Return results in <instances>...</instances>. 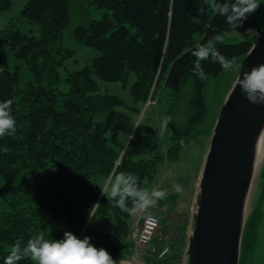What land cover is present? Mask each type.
Masks as SVG:
<instances>
[{
	"label": "trees",
	"instance_id": "trees-1",
	"mask_svg": "<svg viewBox=\"0 0 264 264\" xmlns=\"http://www.w3.org/2000/svg\"><path fill=\"white\" fill-rule=\"evenodd\" d=\"M11 0H0V11ZM96 8H107L100 19H90L71 32L69 0H29L22 15L39 25L40 35L26 33L10 23L0 31V101H12L16 132L0 137V264L17 238L25 243L59 221L65 229L50 230L48 239L63 238L71 231L79 238L89 236L97 248L106 249L115 264L128 257V238L135 214L122 212L101 195L113 171L137 176L138 186L152 179L163 159L156 153L159 138L155 129L139 125L125 152L109 144L96 114L118 106L136 111L117 95L99 92L97 78L131 85L133 101L149 97L157 73L166 70L165 86L178 91L192 74V49L213 37L215 47L234 64L241 63L264 29L260 5L243 25L229 28L214 8L198 9L203 0H92ZM257 31L253 39L229 42L225 34ZM100 51L92 64L72 71L61 89L60 68L75 53L77 45ZM206 78L195 75V100L185 124L173 119L167 128L172 145L168 157L175 159L181 149L201 135L207 118L205 87L208 77L226 70L202 61ZM194 74V73H193ZM170 116V115H169ZM129 206H131L129 202ZM250 219V218H249ZM245 224L240 264L255 233L254 223ZM95 225V226H94ZM129 239V240H128ZM130 249V248H129ZM174 258H177L174 260ZM175 254L163 264H180ZM147 263V256H146ZM18 264H34L25 258Z\"/></svg>",
	"mask_w": 264,
	"mask_h": 264
},
{
	"label": "rangeland",
	"instance_id": "rangeland-1",
	"mask_svg": "<svg viewBox=\"0 0 264 264\" xmlns=\"http://www.w3.org/2000/svg\"><path fill=\"white\" fill-rule=\"evenodd\" d=\"M28 1L11 0L12 3L9 9L0 11V31L10 21H13L22 31L34 33L36 36L40 35L39 25L29 22L22 15V10ZM69 1L71 5V23L67 29L68 32H71L79 24L87 23L92 18L100 19L103 13L108 11L107 8H96L92 0ZM260 5L264 13V0H261ZM261 23L264 25V14ZM253 35L254 33L251 32L232 33L225 34L221 38L229 42H238L244 39H253ZM98 55H100V51L93 47L83 44L77 45L74 55L68 58L64 66L60 68V75L63 78L61 89L66 90L68 85H66L64 79L70 72L89 67ZM239 71L240 64L235 63L233 68L226 70L219 77H208V84L204 89L208 102V115L200 125L202 133L196 140L184 146L175 159H170L167 155L173 140L170 130L167 127L164 128L163 120L170 115L179 125L185 124L191 104L196 102L195 94L200 90V85L195 90V75L193 73L188 75L181 88L178 91H172L165 86L167 71L162 70L157 73L154 80L155 89L152 88L145 102L140 101L138 103L133 101L131 91V85L135 80L134 74L130 75L127 84L121 81H107L97 78L100 93L117 95L124 98L127 104H134L138 108L134 111L127 106H118L107 113L96 114V119L104 127L109 144L119 150L122 155L135 135L136 129L140 124L145 123L155 129L159 141L158 150L146 153L144 156L148 158L156 153L164 156L155 176L145 181L144 188L149 192L153 187L166 190L167 195L147 212L137 211L132 222V226L140 222L141 218L148 212L155 213L160 217L159 230L147 251V264H163V258L168 260L174 254L179 258L182 255L180 261L187 264L186 250L192 231L196 193L211 135L220 108L234 85ZM162 128L163 131L161 132ZM177 184L182 187V191H175L174 185ZM248 219L254 223L253 230L256 231L253 234L254 236L251 237L247 252L242 257V264H264V152L258 154L255 175L247 202L246 222ZM53 222L55 224L52 223L53 225H51L50 223L41 234L50 230H63L66 228L57 223L59 221ZM166 246H169L170 250L159 257L160 252ZM124 262L125 264L127 262V253L122 264Z\"/></svg>",
	"mask_w": 264,
	"mask_h": 264
},
{
	"label": "water",
	"instance_id": "water-1",
	"mask_svg": "<svg viewBox=\"0 0 264 264\" xmlns=\"http://www.w3.org/2000/svg\"><path fill=\"white\" fill-rule=\"evenodd\" d=\"M264 63V29L244 57L213 128L193 211L187 264H240L246 209L264 136V104L238 81Z\"/></svg>",
	"mask_w": 264,
	"mask_h": 264
},
{
	"label": "clouds",
	"instance_id": "clouds-1",
	"mask_svg": "<svg viewBox=\"0 0 264 264\" xmlns=\"http://www.w3.org/2000/svg\"><path fill=\"white\" fill-rule=\"evenodd\" d=\"M261 0H203L198 12L203 14L206 7H211L224 17V22L229 28H237L243 25L248 15L259 8ZM213 37L206 43L197 44L191 51L195 58L193 73L200 79H205L206 74L202 61L217 63L224 70H230L234 66L233 59L223 55L213 43ZM241 91L249 102L264 104V63L254 65L250 71L243 73V78L238 81ZM172 120L166 116L163 120L164 128ZM163 128L161 129V132ZM16 132V120L12 115V101H0V137L13 135ZM139 178L132 173L115 172L107 179L101 189V195L114 202L122 212L135 214L137 211L147 212L163 200L166 190L153 187L149 192L138 186ZM175 191H182L180 185H174ZM129 202L131 206H129ZM89 236L79 238L71 231H64L61 239H48L42 234H36L27 242L23 238H17L3 264H18L19 261L30 258L34 264H115L109 252L104 248H97L91 242Z\"/></svg>",
	"mask_w": 264,
	"mask_h": 264
},
{
	"label": "built area",
	"instance_id": "built-area-1",
	"mask_svg": "<svg viewBox=\"0 0 264 264\" xmlns=\"http://www.w3.org/2000/svg\"><path fill=\"white\" fill-rule=\"evenodd\" d=\"M254 34L258 35L259 32L256 31ZM160 221V217L157 214L148 212L141 218L140 222L133 224L129 233L131 246L126 264H147V251L159 230ZM169 250L170 247L166 246L160 252L159 257L165 255Z\"/></svg>",
	"mask_w": 264,
	"mask_h": 264
},
{
	"label": "bare ground",
	"instance_id": "bare-ground-1",
	"mask_svg": "<svg viewBox=\"0 0 264 264\" xmlns=\"http://www.w3.org/2000/svg\"><path fill=\"white\" fill-rule=\"evenodd\" d=\"M261 148H260V152L262 153L263 152V149H264V136L262 137V142H261Z\"/></svg>",
	"mask_w": 264,
	"mask_h": 264
},
{
	"label": "crops",
	"instance_id": "crops-1",
	"mask_svg": "<svg viewBox=\"0 0 264 264\" xmlns=\"http://www.w3.org/2000/svg\"><path fill=\"white\" fill-rule=\"evenodd\" d=\"M250 32H251V33H254L253 31H250ZM128 255H129V249H128ZM181 256H182V255H181ZM181 256H180V257H181ZM182 260H183V258H182ZM126 263H127V262H126ZM180 263L183 264V261H180ZM123 264H125V262H124Z\"/></svg>",
	"mask_w": 264,
	"mask_h": 264
},
{
	"label": "flooded vegetation",
	"instance_id": "flooded-vegetation-1",
	"mask_svg": "<svg viewBox=\"0 0 264 264\" xmlns=\"http://www.w3.org/2000/svg\"><path fill=\"white\" fill-rule=\"evenodd\" d=\"M263 152H264V149H263Z\"/></svg>",
	"mask_w": 264,
	"mask_h": 264
}]
</instances>
